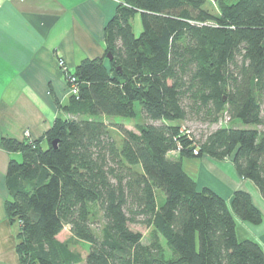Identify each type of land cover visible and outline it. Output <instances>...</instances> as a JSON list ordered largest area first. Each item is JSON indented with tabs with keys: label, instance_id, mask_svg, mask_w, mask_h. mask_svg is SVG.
<instances>
[{
	"label": "trees",
	"instance_id": "obj_1",
	"mask_svg": "<svg viewBox=\"0 0 264 264\" xmlns=\"http://www.w3.org/2000/svg\"><path fill=\"white\" fill-rule=\"evenodd\" d=\"M104 45L102 58L72 71L79 90L63 109L68 117L35 141L1 139L21 155L5 176L20 264H264V241L236 235V219L262 222L250 195L235 191L228 204L198 189L181 165L231 158L264 201V0H121ZM135 103L145 124L119 126L118 145L102 117L132 119ZM184 121L217 128L197 140L174 125ZM65 227L71 237L61 242ZM73 241L88 244L84 260Z\"/></svg>",
	"mask_w": 264,
	"mask_h": 264
},
{
	"label": "crops",
	"instance_id": "obj_2",
	"mask_svg": "<svg viewBox=\"0 0 264 264\" xmlns=\"http://www.w3.org/2000/svg\"><path fill=\"white\" fill-rule=\"evenodd\" d=\"M223 1L232 4L238 0ZM120 2L0 0V264H20L16 252L17 226L10 224L5 210L10 199L5 176L10 159H21L19 153H7L1 139L21 141L27 131L29 140L35 141L50 129L57 117H68L63 109L69 105V95L58 60H63L73 71L84 59L102 58L104 29ZM209 7L217 13L212 1ZM181 165L198 189L208 188L228 204L233 192H247L263 219L258 226L236 219L237 239L262 244L264 201L250 181L237 176L231 158L216 161L202 156L181 159ZM70 237L69 228L65 227L57 239L65 242ZM72 243L71 249L84 260L88 244Z\"/></svg>",
	"mask_w": 264,
	"mask_h": 264
},
{
	"label": "rangeland",
	"instance_id": "obj_3",
	"mask_svg": "<svg viewBox=\"0 0 264 264\" xmlns=\"http://www.w3.org/2000/svg\"><path fill=\"white\" fill-rule=\"evenodd\" d=\"M131 27H132L133 34L136 37H138L140 32L142 31L139 14L134 15L133 19L131 20ZM67 93H68V91H67ZM68 95H69V93H68ZM69 97H70V95H69ZM134 110H135V116L132 119L121 118V117H110V118L102 117V120H104V122L108 126H110L109 127V129H110L109 134H110L111 138L118 145L121 144V140H122V135L118 131L119 126L125 127L126 129L131 130V131H137L138 127L145 124L143 114H142V110H141V106L139 103H135ZM222 123H224V119H222L218 125L221 126ZM174 125L179 127L182 134L191 135V136H193L194 139H197V140L198 139L200 140L201 138H203V136L208 135V133L212 132L213 130H215L217 128V126H210L209 127L206 124H201V123L194 122V121H192V122H190V121L175 122ZM230 126L231 127H235V126L237 127V126H240V124L238 121H232ZM27 139H29V138H27ZM177 155H178V153L172 154V156L175 158L178 157ZM172 156H169V157H172ZM183 159H186V158H183ZM183 163H184V167L187 168V162L184 161ZM156 200H157V205L162 204V202L164 200V195L160 190L156 191ZM98 219H100L99 216H98ZM94 225H98V223L95 222ZM239 227L240 226H238L237 229ZM129 228L133 231H137V232L142 234V236H143L142 242L144 244H149L150 241H152V234L146 228H144L142 226H138V225H130ZM65 235H66L65 233L62 234V237L65 238L66 237ZM162 245H164V243H162Z\"/></svg>",
	"mask_w": 264,
	"mask_h": 264
},
{
	"label": "built area",
	"instance_id": "obj_4",
	"mask_svg": "<svg viewBox=\"0 0 264 264\" xmlns=\"http://www.w3.org/2000/svg\"><path fill=\"white\" fill-rule=\"evenodd\" d=\"M58 66L59 69L62 71V73L65 75L66 78V84H67V91L70 96H73L77 98L78 95V87L79 82L77 79L73 76V73L68 67L66 66L65 62L61 59L58 60ZM227 121V116L225 117L224 123ZM24 138H29V133L27 131L24 132ZM194 155H197L196 151H193Z\"/></svg>",
	"mask_w": 264,
	"mask_h": 264
},
{
	"label": "water",
	"instance_id": "obj_5",
	"mask_svg": "<svg viewBox=\"0 0 264 264\" xmlns=\"http://www.w3.org/2000/svg\"><path fill=\"white\" fill-rule=\"evenodd\" d=\"M106 59L109 60V61L112 59V57H111V55L109 53L106 54ZM53 145L55 147V143H53Z\"/></svg>",
	"mask_w": 264,
	"mask_h": 264
}]
</instances>
